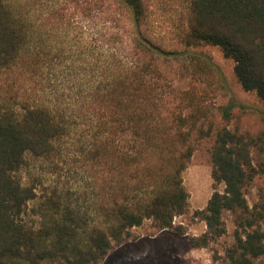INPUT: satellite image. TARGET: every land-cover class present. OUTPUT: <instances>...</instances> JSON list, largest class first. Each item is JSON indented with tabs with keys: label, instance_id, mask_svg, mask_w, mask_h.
Returning <instances> with one entry per match:
<instances>
[{
	"label": "trees",
	"instance_id": "16d2710c",
	"mask_svg": "<svg viewBox=\"0 0 264 264\" xmlns=\"http://www.w3.org/2000/svg\"><path fill=\"white\" fill-rule=\"evenodd\" d=\"M87 1L86 17L92 10ZM113 1L130 29H111L106 20V29H81L75 47L58 43L53 50L42 24L33 29L0 0V264H99L113 241L122 243L145 219L183 233L172 225L188 207L181 174L193 140L208 136L214 191L196 212L207 229L190 245L205 246L222 235L221 213L231 211L240 231L226 248L227 264H250L264 255V177L253 204L246 199L248 186L264 176V126L256 134L226 124L203 127L208 78L227 84L210 57L188 47L202 41L219 46L233 60L242 88L264 102V0H190L181 50L144 34L142 0ZM97 2L102 15L110 2ZM55 61H65L64 80L49 75ZM235 108L251 109L264 122V110L234 97L219 107L220 119L229 122ZM83 126L82 158L99 173L96 183L104 192L98 212L108 226L83 229L78 211L59 209L35 225L25 217L36 198L35 185L20 175L25 158H52L70 131ZM217 183L224 184L222 192ZM138 191L150 193L135 201Z\"/></svg>",
	"mask_w": 264,
	"mask_h": 264
},
{
	"label": "rangeland",
	"instance_id": "374dc122",
	"mask_svg": "<svg viewBox=\"0 0 264 264\" xmlns=\"http://www.w3.org/2000/svg\"><path fill=\"white\" fill-rule=\"evenodd\" d=\"M16 14L25 16L32 28L40 27L47 30L48 46L55 50L56 45L75 47L76 36L81 29H106L103 21L111 24V29H130V24L124 12L116 7L113 0L105 5L104 14L100 15L96 0L87 1L92 8L88 17L84 16L83 0H5ZM99 3L108 0H98ZM97 2V3H98ZM111 4V5H110ZM144 18L142 30L152 41L168 49H183L181 36L190 20V0H142ZM95 5V6H94ZM88 11V10H87ZM98 11L99 15L94 13ZM114 17L118 20L114 22ZM91 35L92 30H86ZM91 44L94 45V42ZM188 49L203 53L210 57L221 69L227 86L218 82V77L210 76V92L204 97L205 114L202 117L204 128L211 130L226 124L230 129L236 126L240 131L256 134L264 126L262 117L257 112L235 108L229 122L220 119L219 107L234 97L252 108L264 110L262 102L255 91H246L237 80L231 58L223 55L219 46L207 42L192 44ZM50 70L51 78L66 76L65 61L59 65L57 61ZM57 64V65H56ZM181 86L186 83L180 82ZM213 89V90H212ZM194 111L193 109H189ZM189 110H186L189 111ZM78 121L83 122L82 119ZM86 127L71 130L61 143L59 154L50 159H43L27 154L20 175L24 184H33L36 198L32 200L26 210L25 217L38 225L43 214L49 215L52 209L60 211H78L79 223L83 229L92 227L106 228L105 217L98 212L101 203V188L97 186L95 171L92 163H86L82 158L81 146L84 142ZM211 131V132H212ZM213 135V133H212ZM79 138V140H78ZM212 136L193 140L192 156L182 171V181L187 192L188 207L183 214L175 215L172 220L174 228L181 227L183 233L174 229L160 230L152 219H145L138 226L129 228V235L123 242H112L108 254L99 264H227L226 248L234 241V231L237 228V215L224 210L221 213L224 233L211 239L207 245L193 247L190 239L201 235L206 229V222L200 214H196L206 207L207 201L214 191L211 178L212 162L209 148ZM86 163V164H84ZM262 177L248 186L246 199L249 205L257 199V187L262 183ZM215 189L222 192L223 183H217ZM150 191H138L134 200L146 197ZM52 203L56 205L49 207ZM264 229V222H262ZM240 231V228H237ZM82 233V231H80ZM178 235H177V234ZM250 264H264V255L252 259Z\"/></svg>",
	"mask_w": 264,
	"mask_h": 264
},
{
	"label": "water",
	"instance_id": "95a60500",
	"mask_svg": "<svg viewBox=\"0 0 264 264\" xmlns=\"http://www.w3.org/2000/svg\"><path fill=\"white\" fill-rule=\"evenodd\" d=\"M162 230L164 231V230H167V229H162Z\"/></svg>",
	"mask_w": 264,
	"mask_h": 264
},
{
	"label": "flooded vegetation",
	"instance_id": "af4514ba",
	"mask_svg": "<svg viewBox=\"0 0 264 264\" xmlns=\"http://www.w3.org/2000/svg\"><path fill=\"white\" fill-rule=\"evenodd\" d=\"M177 234V233H176ZM178 235V234H177Z\"/></svg>",
	"mask_w": 264,
	"mask_h": 264
}]
</instances>
